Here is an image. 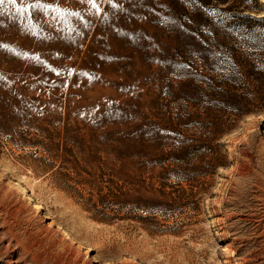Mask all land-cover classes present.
I'll return each instance as SVG.
<instances>
[{"label": "rangeland", "instance_id": "374dc122", "mask_svg": "<svg viewBox=\"0 0 264 264\" xmlns=\"http://www.w3.org/2000/svg\"><path fill=\"white\" fill-rule=\"evenodd\" d=\"M0 8L18 59L0 87V264H35L51 219L87 264H264V0Z\"/></svg>", "mask_w": 264, "mask_h": 264}, {"label": "bare ground", "instance_id": "6f19581e", "mask_svg": "<svg viewBox=\"0 0 264 264\" xmlns=\"http://www.w3.org/2000/svg\"><path fill=\"white\" fill-rule=\"evenodd\" d=\"M3 11L2 8H0ZM0 11V87L6 82L4 79L14 77L15 71L11 72L17 68L18 59L14 57L8 50L7 45V30L5 29V24L3 22L4 15ZM227 150L229 152L233 151L232 146H228ZM9 187H17L24 198L32 201V196L28 187L20 184L19 182L9 181ZM31 212L40 214L43 218H48L46 213H43L44 206L41 201L32 202ZM48 227L54 233L53 236L48 240L46 246L43 247L42 257H37L34 260L35 264H87V253L92 250V248H86L84 243L74 234L66 225L58 222L57 220L51 219L48 223ZM233 233L229 232L226 234L225 239L227 241L231 240ZM227 250L231 249V245L228 244ZM98 264H109L106 262H101L100 260L94 259ZM90 263V264H93Z\"/></svg>", "mask_w": 264, "mask_h": 264}, {"label": "snow or ice", "instance_id": "6c2138e0", "mask_svg": "<svg viewBox=\"0 0 264 264\" xmlns=\"http://www.w3.org/2000/svg\"><path fill=\"white\" fill-rule=\"evenodd\" d=\"M8 3L16 4L17 0H7ZM5 0H0V5H3ZM18 11H24V9H18Z\"/></svg>", "mask_w": 264, "mask_h": 264}, {"label": "trees", "instance_id": "16d2710c", "mask_svg": "<svg viewBox=\"0 0 264 264\" xmlns=\"http://www.w3.org/2000/svg\"><path fill=\"white\" fill-rule=\"evenodd\" d=\"M236 86L239 87V85H236ZM232 90L235 91L236 93H239L238 88L236 87H232Z\"/></svg>", "mask_w": 264, "mask_h": 264}]
</instances>
